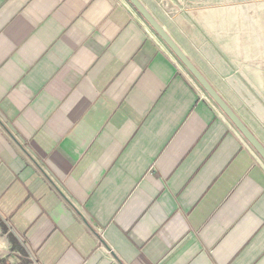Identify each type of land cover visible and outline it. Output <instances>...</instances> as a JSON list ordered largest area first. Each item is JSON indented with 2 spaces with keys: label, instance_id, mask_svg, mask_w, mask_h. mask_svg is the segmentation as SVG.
Here are the masks:
<instances>
[{
  "label": "crops",
  "instance_id": "1",
  "mask_svg": "<svg viewBox=\"0 0 264 264\" xmlns=\"http://www.w3.org/2000/svg\"><path fill=\"white\" fill-rule=\"evenodd\" d=\"M140 1L264 146L255 8ZM0 264H264V161L128 0H0Z\"/></svg>",
  "mask_w": 264,
  "mask_h": 264
},
{
  "label": "water",
  "instance_id": "2",
  "mask_svg": "<svg viewBox=\"0 0 264 264\" xmlns=\"http://www.w3.org/2000/svg\"><path fill=\"white\" fill-rule=\"evenodd\" d=\"M134 9L141 15L155 34L164 42L170 49L179 62L186 68L191 76L202 87L206 94L213 100V102L220 108V110L228 117L237 130L254 148L258 155L264 161V146L252 134L242 120L236 115L232 108L225 102V100L216 92L201 72L196 68L193 62L183 52V50L176 44L172 37L167 33L165 28L156 20L151 12L145 7L140 0H128Z\"/></svg>",
  "mask_w": 264,
  "mask_h": 264
},
{
  "label": "rangeland",
  "instance_id": "3",
  "mask_svg": "<svg viewBox=\"0 0 264 264\" xmlns=\"http://www.w3.org/2000/svg\"><path fill=\"white\" fill-rule=\"evenodd\" d=\"M242 4H251V8H255L256 19L260 29L264 30V0H234Z\"/></svg>",
  "mask_w": 264,
  "mask_h": 264
}]
</instances>
